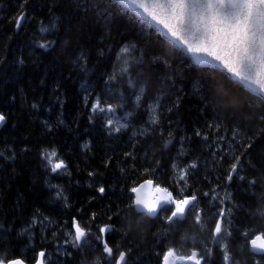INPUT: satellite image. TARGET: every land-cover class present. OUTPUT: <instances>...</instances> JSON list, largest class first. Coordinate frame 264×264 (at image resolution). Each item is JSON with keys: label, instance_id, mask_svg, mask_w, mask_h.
<instances>
[{"label": "trees", "instance_id": "1", "mask_svg": "<svg viewBox=\"0 0 264 264\" xmlns=\"http://www.w3.org/2000/svg\"><path fill=\"white\" fill-rule=\"evenodd\" d=\"M97 99L116 106L121 122L131 112L127 127H107L112 114L91 111ZM0 115L5 261L34 264L44 251L47 264H114L124 251L126 264H162L172 247L183 255L211 249L208 264H223L225 251L235 264H264L248 242L264 233V102L219 70L192 64L116 0H0ZM53 150L66 164L56 173L42 158ZM149 178L175 196H229L235 214L225 244H209L215 216L207 204L198 207L201 224L194 213L170 225V212L149 218L130 207L131 187ZM73 218L87 233L79 248L65 241ZM106 225L112 258L97 240ZM199 235L206 246L192 242Z\"/></svg>", "mask_w": 264, "mask_h": 264}, {"label": "snow or ice", "instance_id": "2", "mask_svg": "<svg viewBox=\"0 0 264 264\" xmlns=\"http://www.w3.org/2000/svg\"><path fill=\"white\" fill-rule=\"evenodd\" d=\"M119 3L135 13L139 20L147 24L149 28H155L168 42L171 49H179L189 56L192 64L219 70L225 79L242 86L256 96L260 102H264V0H119ZM24 19L23 13L16 18L17 28L22 25ZM50 27H55V25L52 24ZM41 30L48 31L49 28L44 27ZM47 46L46 44L40 45L42 48ZM128 52V48L122 49V55ZM121 71H128L127 61ZM140 99L141 96L137 95V106H139ZM91 111L112 114L107 118L106 126L116 132L127 127V117L132 115L131 112L126 113L123 117L125 122H121V119L115 115L116 106L111 104L103 106L99 99L91 105ZM152 113L151 123L156 124L158 120L155 108H152ZM4 119L5 117L0 115V123ZM245 147H251V144H246ZM56 157L55 150L45 153L42 157L46 159L52 173L66 168L64 161L56 160ZM239 164V156L234 157V162L231 163L226 177L228 181H231L233 175L237 173ZM189 167L195 168L196 164ZM178 171L179 181H184L186 184L187 169L181 168ZM146 187L154 193L148 199L143 196ZM98 190L101 193L105 192L104 187ZM130 191L134 194L130 207L134 206L138 212L143 211L149 216L157 215L160 210L170 212L165 217V223L170 225L194 213L195 222L202 223L201 212L195 210L194 202L197 200L195 194L185 196L181 191L179 196H175L167 187H162L151 178L144 180L138 186L131 187ZM205 195L207 196L208 193ZM230 212L231 209L221 208L219 210L212 232L213 240L221 236L224 231L223 225ZM72 229L74 232L70 230L68 235L71 237L73 246L79 248L82 243L86 242V230L75 218L72 220ZM109 230L110 226L101 227L97 240L103 246V253L107 254L108 258H112L113 249L105 239V233ZM244 235L247 237L248 233ZM248 242L253 253L264 257V233L255 235ZM211 251L208 249L209 254ZM45 255L44 251L39 252L35 264H47L44 259ZM229 259V254L225 251V264H229ZM203 260L204 257L196 250H192L190 255H183L172 247H169L162 255V264H177V262L202 264ZM0 264H24V261L19 258L7 261L0 258ZM114 264H126L124 251H121L115 258ZM257 264H260V259H257Z\"/></svg>", "mask_w": 264, "mask_h": 264}, {"label": "rangeland", "instance_id": "3", "mask_svg": "<svg viewBox=\"0 0 264 264\" xmlns=\"http://www.w3.org/2000/svg\"><path fill=\"white\" fill-rule=\"evenodd\" d=\"M213 197H215V199H213ZM199 204H204V205L207 204V206H209L210 209H211L212 215L215 216V219L217 218L218 212H219V210L221 208L231 209V212L226 217L225 223L223 225L224 231L222 232L221 236L217 237L216 240H213V238L211 236V240L209 242V244L211 246H216L218 244L223 246L225 244L226 240L229 237V234H230L229 228H231V226L233 227V219H232V217L234 216L235 213H234V205H233L232 200L229 198V196L220 195L218 192H216L213 195H211L210 197L209 196H205V199H203V200L197 199L196 202H195V210H198V207L200 206ZM200 229H202V228H200ZM203 229H204V226H203ZM65 233H66L65 241L68 240L69 238L71 239V237L68 235L69 232H65ZM192 242H198L202 246H206L207 245V243H205L203 241V239H202V237L200 235H199V237L197 239L193 238ZM249 245H250V243H249ZM201 255L204 257V259L209 258V256H210L208 251L206 253H204V254H201ZM205 255H208V256L205 257ZM204 264H207V262L205 260H204ZM223 264H225V260H224ZM229 264H235V263L234 262H230V259H229Z\"/></svg>", "mask_w": 264, "mask_h": 264}, {"label": "water", "instance_id": "4", "mask_svg": "<svg viewBox=\"0 0 264 264\" xmlns=\"http://www.w3.org/2000/svg\"><path fill=\"white\" fill-rule=\"evenodd\" d=\"M117 2H119V0H116ZM128 10H130V9H128ZM131 11V10H130ZM132 12V11H131ZM133 13V12H132ZM134 15H135V13H134ZM136 16V15H135ZM137 17V16H136ZM154 30H156L155 28H153ZM160 34V33H159ZM161 35V34H160ZM162 36V35H161ZM163 37V36H162ZM189 57V56H188ZM190 58V57H189ZM191 59V58H190ZM202 66V65H201ZM5 121H6V119H4V121L2 122V123H0V129H1V127L5 124ZM143 183V182H142ZM134 195V194H133ZM152 195H154V193H151L148 189H147V187L145 188V190L143 191V196H144V198L145 199H148V198H150V196H152ZM136 209V208H135ZM139 212H142V213H145V212H143V211H139ZM151 218H153V217H155V216H150ZM250 252L252 253V254H254V255H257V256H260V254H258V253H253L252 251H251V245H250ZM178 264H191V262H177ZM24 264H26V263H24Z\"/></svg>", "mask_w": 264, "mask_h": 264}, {"label": "bare ground", "instance_id": "5", "mask_svg": "<svg viewBox=\"0 0 264 264\" xmlns=\"http://www.w3.org/2000/svg\"><path fill=\"white\" fill-rule=\"evenodd\" d=\"M117 2V1H116ZM131 12V11H130ZM139 19V18H138ZM114 52V51H113ZM134 209H135V207H134ZM207 264H208V262H207Z\"/></svg>", "mask_w": 264, "mask_h": 264}]
</instances>
